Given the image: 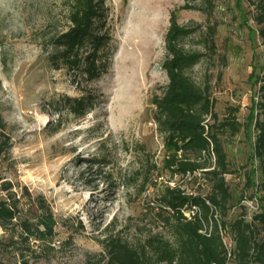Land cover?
<instances>
[{
    "label": "rangeland",
    "instance_id": "1",
    "mask_svg": "<svg viewBox=\"0 0 264 264\" xmlns=\"http://www.w3.org/2000/svg\"><path fill=\"white\" fill-rule=\"evenodd\" d=\"M210 1L211 7L205 0H104L106 71L88 81L51 63L61 48L49 43L69 26V0H0V116L11 145L0 157V185L9 182L17 199L25 190L43 197L56 220L55 251L35 264H103L108 237L143 248L153 261L149 244L172 241L157 214L161 191L179 185L187 194L208 193L202 175L173 176L163 168L168 154L152 118L150 100L167 84L161 64L172 11L179 25L197 29L183 41L203 55L191 77L208 83L219 120L236 108L241 125L236 135L220 137L234 206L220 230L224 245L233 247L230 225L240 218L239 205L245 222L264 209L254 156L255 119L264 120V39L247 0ZM210 28L214 48L205 43ZM87 92L94 103L75 117L66 99ZM6 258L0 251V264Z\"/></svg>",
    "mask_w": 264,
    "mask_h": 264
},
{
    "label": "trees",
    "instance_id": "2",
    "mask_svg": "<svg viewBox=\"0 0 264 264\" xmlns=\"http://www.w3.org/2000/svg\"><path fill=\"white\" fill-rule=\"evenodd\" d=\"M205 2L211 7L210 0ZM247 2L254 9L253 21L264 39V0ZM68 5L69 26L49 43L61 48L52 55L51 63L68 73L85 74L88 81L98 80L106 71L108 50V37L99 25L104 19V0H69ZM183 8L195 9L189 5ZM208 30L205 43L208 48H214V31ZM196 32V27L178 24L176 11L170 13L161 64L167 84L160 95L151 98L150 105L154 108L153 122L163 135L168 154L163 168L173 176L200 174L209 191L203 196L187 194L179 185L165 187L159 197L157 214L171 228L172 241L160 237L149 244L154 256L151 261L143 248L137 250L116 237H108L104 241L103 264H227L230 258L236 264H264V209L245 222V206L239 205L243 210L240 218L230 225L233 247L227 248L222 241L220 230L225 228L224 219L234 206L225 180L231 171L220 137L236 135L241 125L235 117L236 108H229L227 115L219 120L208 83L201 86L191 77L190 72L203 55L185 49L183 41ZM94 100L87 92L78 98H67L66 103L70 112L80 118ZM260 108L264 110V103ZM254 129L257 132L254 156L260 162L264 178V120L255 119ZM4 130L0 116V157L11 148ZM0 192L4 193L0 199L3 232L0 251L7 256L3 264H35L47 259L55 251L56 220L46 200L32 197L27 190L17 199L6 181L1 183ZM23 199L29 203L28 208L21 206ZM184 211L189 214L185 215Z\"/></svg>",
    "mask_w": 264,
    "mask_h": 264
},
{
    "label": "built area",
    "instance_id": "3",
    "mask_svg": "<svg viewBox=\"0 0 264 264\" xmlns=\"http://www.w3.org/2000/svg\"><path fill=\"white\" fill-rule=\"evenodd\" d=\"M194 209V208H193ZM194 211V210H193ZM190 212H192V211H190ZM257 213H259V212H256L255 214H257Z\"/></svg>",
    "mask_w": 264,
    "mask_h": 264
}]
</instances>
